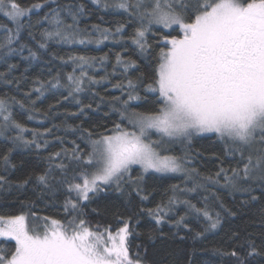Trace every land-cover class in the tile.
<instances>
[{
    "label": "snow or ice",
    "instance_id": "snow-or-ice-1",
    "mask_svg": "<svg viewBox=\"0 0 264 264\" xmlns=\"http://www.w3.org/2000/svg\"><path fill=\"white\" fill-rule=\"evenodd\" d=\"M48 4L49 0H43L23 7L17 0H0V14L14 24V28L0 25L4 32L0 61L7 64V72L0 73V78L13 83L8 75L17 65L8 64V58L21 55L22 59L37 60L41 50L47 51L49 42L99 46L111 41L124 48L115 53L111 73L105 71L97 79L88 72L97 64L105 68L108 53L99 57L69 55L67 59L52 53V60L62 65L71 63L72 71L63 76L57 72L46 82L35 81L39 86L25 96L31 98L35 92L39 100L46 91L63 88L67 91L64 100L71 98L81 105L79 94L88 90L96 101L95 108L92 103L83 104L78 112H67L66 116L79 118L106 104L110 111L104 116L110 119L115 113L117 119L111 127L104 125L103 131L82 124L63 125L65 132L76 134L84 146L72 140L71 148L61 147L42 157L46 163L42 171L13 181L9 179L16 168L12 152L17 148L35 149L41 158L39 153L49 147L44 137L61 125L45 127L43 132L29 129L14 118L11 105H19L28 112L27 119L33 120V113L40 111L35 107L36 100L26 106L14 96L0 97V135L15 132L6 136L12 146L0 155V189L34 185L41 197L65 194L63 219L39 217L34 211L0 216V245L14 241L11 247H0V264H157L148 259L147 248L143 255L139 251L130 254L128 237L133 234L135 216L146 215L155 222L156 229L147 236L153 246L155 232L165 223L176 229L172 239L183 241L185 237L179 235L183 229L195 241L215 232L223 216L237 215L224 203L221 190L229 196L245 197L241 206L264 199V0H91L97 10L123 17L114 28L93 24L91 30L80 27L91 9L80 0H71L50 8L36 21L37 26L47 25L39 38L28 31L37 45L34 51L21 42L23 20ZM150 37L156 40L158 51H154ZM25 49L27 57L23 56ZM141 60L147 62L148 72L141 71ZM130 73L137 74L132 78ZM118 74L122 78L112 83L109 77ZM105 81L121 95L108 97L94 91V86ZM141 102L149 105L144 111L137 110ZM55 108L50 105L45 118L55 113ZM194 138H214L223 145L228 159L217 157L216 170L202 174L192 166L198 155L191 152ZM55 139L62 145L65 142L63 136ZM176 145L181 146L182 155L173 154ZM149 173L161 177L180 174L183 186L171 185L166 200L155 207H143L151 195L145 186ZM109 190L125 198L130 206L133 197L140 202L131 209V215L118 218L122 226L115 231L110 225H91L83 211L87 203ZM190 194H196L200 206L192 199L181 198ZM28 215L38 223L30 225ZM189 217L202 225L199 231L191 227ZM159 235L165 236L163 232ZM229 239V249H211L218 261H197L193 247L184 253L183 264H264V240L258 245L251 233L241 236L240 231L232 232Z\"/></svg>",
    "mask_w": 264,
    "mask_h": 264
},
{
    "label": "trees",
    "instance_id": "trees-1",
    "mask_svg": "<svg viewBox=\"0 0 264 264\" xmlns=\"http://www.w3.org/2000/svg\"><path fill=\"white\" fill-rule=\"evenodd\" d=\"M17 2L23 7H30L34 3H42L43 0H17ZM71 2V0H49V4L42 9L38 10L36 13L32 14L30 18H25L23 23L25 25L24 30L21 32L22 43H28L34 51L37 50V45L28 36V31L39 38L40 32L43 27L47 25L37 26L36 21L42 19L44 13L48 12L50 8L57 7L58 4L63 5ZM80 2L85 3L89 9H91L90 15L84 17L81 20L80 27H88L91 30V25L101 24L102 27L114 28L115 23L122 20L123 17L119 14H105L101 10H97L95 5L91 4V0H80ZM103 16V21L100 17ZM29 23L31 27L29 28ZM0 25H5L8 28H14V24L3 14H0ZM131 28L128 29L131 32ZM176 35V32L172 33ZM4 32L0 29V42L3 41ZM150 43L153 44L154 51H158L155 47L156 40L150 37ZM132 47L129 42L128 52H132ZM124 48L122 45L113 44L111 41H105L103 44L97 46L96 44L80 45V44H58L55 42H49V48L45 52L41 50V56L37 60L22 59L21 55H13L8 58V64L17 65V67L8 75V79H11L13 83H5L3 78H0V97H16L17 100L24 101L26 106H30L31 100H36L37 94L32 93L31 98L25 96V93L31 91L34 87H38L39 84L35 81H48L53 76L60 72L63 76L64 74L71 72L73 65L71 63L67 65H62L59 60H52L50 54L54 53L57 56H63L65 59L69 55H86V56H102L105 53L109 54V61L105 65V68H100L97 64L94 68L88 69L90 75H94L99 79L100 76L112 72V64L115 63V53L123 52ZM23 56H28L27 49L24 50ZM136 58L135 56L133 57ZM141 71L148 72L147 62L144 60L139 61ZM7 72V64L0 61V73ZM78 74V73H77ZM137 73H130L132 78H135ZM118 78H122L117 75V77L110 76L109 79L112 83H116ZM87 89V85H85ZM94 91L99 92L104 96H119L121 93L119 90L112 88L111 84L105 81L103 84L94 86ZM143 95V92L141 91ZM67 95V91L63 88L61 89H50L44 93V96L39 100H36L35 107L39 109V112L33 113L35 119L28 120V112L21 109L19 105L12 104L11 111L15 119L19 120L21 123H26L29 129H39L43 132L44 128H52L55 125H61L59 129H53V134L44 137L49 141V147L39 153V157L35 149L26 150L23 148H17L11 154V161L16 165V168L12 170L9 179L16 181L23 178L27 174L40 172L46 167V163L43 161L42 157L48 155L49 152L59 151L61 147L71 148L72 140H76L78 144L83 143L79 140L76 134L67 133L64 130L63 125H77L82 124L86 128H94L98 131H103V126L111 127V122L117 119L115 113L111 114V118L108 119L104 116V113L109 112V107L101 105L100 109L97 111H87L85 115H81L79 118L67 117V112H78L79 107L83 104L92 103L93 108L96 106V101L93 100V94L91 91L86 90L79 94V99L82 104L77 105L74 100L69 98L64 100L63 97ZM151 99V96H150ZM59 101V103H57ZM50 105H56L55 113L50 114L45 118L44 113L48 112ZM149 107L148 104L141 102V106L137 109L139 111H144ZM0 123H3L2 117H0ZM15 135L14 131H9L4 135H0V155L7 152L8 148L11 147V141L6 139V136ZM56 136L64 137V144L62 145L56 141ZM28 139H31L30 134H26ZM153 138L155 134H153ZM191 152L195 155L192 166L199 169L202 174H209L216 170L220 159L227 160L223 153V145L213 139L208 138H194ZM173 154L182 155L181 146L176 145L173 148ZM227 166V164L225 165ZM0 174H3L2 166H0ZM136 172H133L135 175ZM183 177L180 174L167 175L161 177L160 174L149 173L145 176V186L146 190L151 193L149 201L145 202L143 207H155L157 203L161 200H166L167 196L170 195L169 189L171 185L181 184ZM183 186V185H182ZM190 186V185H189ZM40 189L35 188L34 185H29L24 189H18L15 185L11 190L0 189V216H14L20 215L22 213H30L34 211L36 215L47 216L55 219H63V201L65 194L63 192L57 193L53 198L50 195H45L41 197L39 195ZM258 194V193H257ZM219 195L223 198L224 203L237 211V215L234 217L223 216L221 220L220 227L215 232H209L206 234V238H201L197 240L191 239L190 233L181 229L179 232L180 236H184L185 239L181 241L179 238L172 239V232L176 231L171 224L165 223L159 227V231L155 232L157 239L155 245L149 242L147 236L150 230L156 229L155 222L146 215H137L133 218L131 228L133 229V234L128 237V244L130 248V254H135L137 251L144 254V249H148V259L155 260L157 264H183L184 253L191 250L193 247L196 249L195 257L197 261L211 259L213 261H218L219 257L213 255L211 249L221 248L229 249L230 236L234 231H240L241 236L246 233H251L252 238L256 240L259 245L261 240H264V215H262V210H264V199L259 202L249 204L247 206H241V201L245 197L240 194H236L235 197L229 196L225 191L221 190ZM195 197V198H194ZM183 198H189L193 200V203H198V197L196 194H190ZM140 202L137 198L133 197V205H128L125 198L121 197L115 191L109 190L107 192H101L91 203H87V206L83 209L85 219L93 226L100 224L102 226H111L112 230L115 231L116 228L122 226L117 223L118 218H126L131 215V209ZM32 206V207H30ZM95 209V211H93ZM183 214V211H180ZM137 221H139L137 223ZM191 227L195 231H199L201 226L198 222L189 217ZM163 232L164 237H160L159 233ZM139 233V235H137ZM3 239V238H0ZM14 245V241L9 244L0 245V247H11ZM139 246V248H138Z\"/></svg>",
    "mask_w": 264,
    "mask_h": 264
},
{
    "label": "rangeland",
    "instance_id": "rangeland-1",
    "mask_svg": "<svg viewBox=\"0 0 264 264\" xmlns=\"http://www.w3.org/2000/svg\"><path fill=\"white\" fill-rule=\"evenodd\" d=\"M153 134H155V133H153ZM168 175H176V174H168ZM24 214H28V213H24ZM37 216H39V215H37ZM39 217H43V216H39ZM28 223H29L30 225H35V224L38 223V222L35 221V220L31 217V215H28Z\"/></svg>",
    "mask_w": 264,
    "mask_h": 264
}]
</instances>
